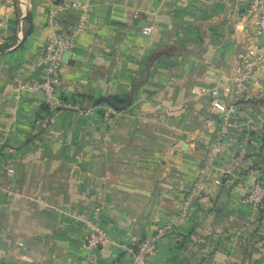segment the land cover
<instances>
[{
	"label": "crops",
	"instance_id": "obj_1",
	"mask_svg": "<svg viewBox=\"0 0 264 264\" xmlns=\"http://www.w3.org/2000/svg\"><path fill=\"white\" fill-rule=\"evenodd\" d=\"M59 1L0 0V264H130L119 245L159 227L149 264H264V207L240 202L264 179V84L252 79L239 99L230 85L238 53L261 42L246 4L81 0L67 29L72 7L48 20ZM117 8L125 25L108 19ZM58 36L72 39L55 73L59 93L86 112L63 110L40 129L38 51ZM213 89L235 106L232 122L252 121L251 151L237 159L241 133L232 132L216 169L204 170L220 123ZM111 96L122 103L107 117ZM199 176L208 193L183 208ZM91 203L112 239L94 248L85 240Z\"/></svg>",
	"mask_w": 264,
	"mask_h": 264
},
{
	"label": "built area",
	"instance_id": "obj_2",
	"mask_svg": "<svg viewBox=\"0 0 264 264\" xmlns=\"http://www.w3.org/2000/svg\"><path fill=\"white\" fill-rule=\"evenodd\" d=\"M246 4V11L255 16L254 30L261 38V42L254 43L247 47L245 51L238 53L241 69L230 79L232 95L234 99L241 98L249 88L252 79H258L264 84V0H238ZM82 8L81 0H60L55 7L49 9L48 20L64 13L68 8ZM84 17V13H80ZM152 30L150 25H144L142 32L149 34ZM72 39L70 37L58 36L53 40L43 43L38 51L37 61L44 66V77L39 83V88L44 94L47 110L35 119V124L40 129L49 128L55 120L56 114L66 110L73 109L79 113L86 112L81 106L80 100H65L59 93L58 80L55 76L56 71L61 65L60 53L62 50L70 48ZM215 98L212 101V109L220 115V123L216 134L210 143L207 144V151L203 159V169H216V160L221 153V141L232 132H240V146L238 149L237 159H242L245 154L251 151L248 146L252 141L249 132L252 129V121L244 120L234 123L230 120L231 114L235 111L234 105H228L218 98V89L212 91ZM264 94V85L262 89ZM104 115H108L115 110L108 104L103 105ZM251 145V144H250ZM226 176V170L221 169L216 177L212 179L216 185L221 184L222 179ZM203 177L199 176L193 186L191 194L183 201L184 208L192 198H205L208 193L204 186ZM240 202L250 205L255 209L264 207V179L254 180L249 190L243 194ZM86 245L88 248H94L106 242H111L110 224L102 215L101 205L91 203L86 211ZM165 233L164 227H159L152 234L126 243H121L120 249L127 254L130 264H149V257L155 252L156 245L160 237Z\"/></svg>",
	"mask_w": 264,
	"mask_h": 264
},
{
	"label": "water",
	"instance_id": "obj_3",
	"mask_svg": "<svg viewBox=\"0 0 264 264\" xmlns=\"http://www.w3.org/2000/svg\"><path fill=\"white\" fill-rule=\"evenodd\" d=\"M121 9V8H120ZM77 14H78V9H76V8H71L70 9V14L66 17V18H64L63 19V22H64V27H66L67 29L69 28H71L73 25H74V23H75V21H76V19H77ZM111 14H112V16H111ZM109 16H108V19L112 22V23H114V24H123V25H125L124 23H122V21H121V18L119 17V12H118V8L116 9V11L114 10V12L113 13H109L108 14ZM107 16V15H106ZM70 52H71V50H66L64 53H63V60L65 61V62H72V61H70L68 58H69V55H70ZM98 100H100V98L98 99Z\"/></svg>",
	"mask_w": 264,
	"mask_h": 264
},
{
	"label": "trees",
	"instance_id": "obj_4",
	"mask_svg": "<svg viewBox=\"0 0 264 264\" xmlns=\"http://www.w3.org/2000/svg\"><path fill=\"white\" fill-rule=\"evenodd\" d=\"M104 100H106V102L110 105V106H112V107H114V108H117L119 105H121V101H119L116 97H113V96H111V97H106Z\"/></svg>",
	"mask_w": 264,
	"mask_h": 264
}]
</instances>
